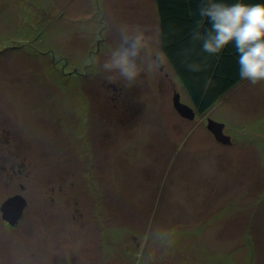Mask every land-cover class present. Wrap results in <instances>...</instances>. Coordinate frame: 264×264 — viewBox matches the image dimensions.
Masks as SVG:
<instances>
[{
  "label": "rangeland",
  "instance_id": "obj_1",
  "mask_svg": "<svg viewBox=\"0 0 264 264\" xmlns=\"http://www.w3.org/2000/svg\"><path fill=\"white\" fill-rule=\"evenodd\" d=\"M121 1L0 0V133L25 164L0 177V264H264V81L195 119L174 107L176 89L193 104L168 60L135 87L108 83L117 22L159 29L142 17L153 3L130 0L126 20ZM14 193L27 206L11 228Z\"/></svg>",
  "mask_w": 264,
  "mask_h": 264
},
{
  "label": "clouds",
  "instance_id": "obj_2",
  "mask_svg": "<svg viewBox=\"0 0 264 264\" xmlns=\"http://www.w3.org/2000/svg\"><path fill=\"white\" fill-rule=\"evenodd\" d=\"M198 12L201 19L196 21L191 32L192 42H200L201 50L209 55H217L232 44L238 56L241 79L253 85L264 81V4L206 0ZM205 22L210 27L202 32ZM117 32L118 42L101 65L108 83L121 82L125 87H135L142 74L158 72L165 66V54L153 52V48H159L161 44L159 29L149 35L143 26L121 24ZM191 51L183 54V63L188 71L199 72L202 66L190 60ZM91 62L96 63L95 58Z\"/></svg>",
  "mask_w": 264,
  "mask_h": 264
},
{
  "label": "trees",
  "instance_id": "obj_3",
  "mask_svg": "<svg viewBox=\"0 0 264 264\" xmlns=\"http://www.w3.org/2000/svg\"><path fill=\"white\" fill-rule=\"evenodd\" d=\"M206 0H156L161 25L162 50L183 86L188 91L193 108L204 115L221 99L243 83L239 75L237 53L232 44L221 53L209 55L201 43H193L191 32L200 20L198 9ZM227 4L237 0H215ZM245 4H264V0H240ZM210 25L205 22L201 31ZM191 49L190 60L201 64L202 70L190 72L183 63L184 53Z\"/></svg>",
  "mask_w": 264,
  "mask_h": 264
},
{
  "label": "water",
  "instance_id": "obj_4",
  "mask_svg": "<svg viewBox=\"0 0 264 264\" xmlns=\"http://www.w3.org/2000/svg\"><path fill=\"white\" fill-rule=\"evenodd\" d=\"M173 104L181 116L188 119H195L196 110L181 100V93L179 91H176L174 94ZM207 127L214 133L218 141L225 144L231 142V137L224 132L225 125L223 123L209 118ZM26 206L27 200L22 194L10 196L1 206L3 218L7 220L10 225H16L24 215Z\"/></svg>",
  "mask_w": 264,
  "mask_h": 264
},
{
  "label": "flooded vegetation",
  "instance_id": "obj_5",
  "mask_svg": "<svg viewBox=\"0 0 264 264\" xmlns=\"http://www.w3.org/2000/svg\"><path fill=\"white\" fill-rule=\"evenodd\" d=\"M176 91H178V90L176 89L175 92ZM100 114L102 116V113H100ZM198 114L199 113L196 110V116H198ZM128 118H129V115H127V112H126L123 115L122 119H120V122H118V121L115 122L113 120V123L115 124L116 127H118L122 123H124V124L128 123V122H126V121H128ZM206 118H207V122H208V119L212 118V117L207 116ZM4 128H2L3 132L0 133V177L2 179H4L5 181H6V179H8L9 182H13L16 178L15 176H17V177L22 176V173H23L22 169H18V171H17L16 167L19 166L21 168V166L25 165V164H24L22 155H20V153H19L21 151L20 146L16 145L15 147H12L11 146V140L10 139L7 140V135L9 136V133H12L11 130L10 129L8 130L6 126ZM211 133L213 134V136H215L212 131H211ZM8 144H9V147H8ZM21 158H22V160H21ZM19 185L22 189H24L25 185L23 183H20ZM16 194H21V193H14V194L9 195L8 197L16 195ZM24 215H25V213H24ZM22 217H24V216H22ZM2 218H3V214H2ZM21 220H22V218L20 219V221L16 225L13 226V225H10L9 222L3 218L5 225H7L8 227H11V228H16L17 226H19L21 223Z\"/></svg>",
  "mask_w": 264,
  "mask_h": 264
},
{
  "label": "crops",
  "instance_id": "obj_6",
  "mask_svg": "<svg viewBox=\"0 0 264 264\" xmlns=\"http://www.w3.org/2000/svg\"><path fill=\"white\" fill-rule=\"evenodd\" d=\"M135 1V4H138L139 6H141V4H154V6H153V4H152V6L153 7H155V10H156V19L154 18V16L152 15V14H149L150 13V11H149V13H147V14H144V12H146L147 10H146V6L145 7H143V8H141V10H143V15H142V17L144 18V15H146V19H144V20H146V21H148V22H150L151 23V21H152V18H153V20H155L156 22L158 21V24H159V30H160V32H161V25H160V19H159V15H158V8H157V3H156V0H153V1H151V0H134ZM149 1H151V2H149ZM128 1L127 0H123V1H121L120 3L118 2V6H117V2H116V10H113L112 11V14H116L117 16H115V17H118V18H120V19H124V18H126V20H128L129 18H130V13H128L129 12V9L127 8L128 6H126V5H128L129 3H130V0H129V2L127 3ZM149 2V3H148ZM126 6V7H125ZM124 7V8H123ZM123 8V9H122ZM145 10V11H144ZM137 12H138V10H137ZM129 14V15H128ZM136 16V15H135ZM132 17V16H131ZM133 18V17H132ZM112 19H114V18H112ZM115 22V21H114ZM118 25H121L120 24V22L118 23L117 22V26ZM137 25V24H136ZM140 26H142V25H140ZM143 27H145V26H143ZM146 28V27H145ZM151 28H152V24H151ZM151 28H146V29H148V31H150L151 30ZM162 49V48H161Z\"/></svg>",
  "mask_w": 264,
  "mask_h": 264
}]
</instances>
